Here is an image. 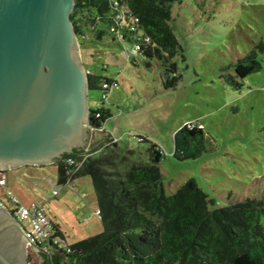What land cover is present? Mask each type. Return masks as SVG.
Listing matches in <instances>:
<instances>
[{
  "label": "rangeland",
  "instance_id": "obj_1",
  "mask_svg": "<svg viewBox=\"0 0 264 264\" xmlns=\"http://www.w3.org/2000/svg\"><path fill=\"white\" fill-rule=\"evenodd\" d=\"M172 13L171 27L184 50L174 60L181 77L176 88L165 89V69L158 59L141 56L135 64L127 60L130 43L121 46L106 35L102 41L89 37L80 46L86 69L119 82L106 101L112 117L104 128L120 148L134 151L137 162L149 160L150 145L139 137L162 148L167 194L195 179L213 201L212 210L263 199L264 51L258 46L264 45V0H179ZM252 52L262 69L239 78L235 66ZM228 75L241 87L230 85ZM89 104L98 107L101 92H90ZM189 124L204 128L208 150L198 159L179 160L174 135ZM0 179L23 200L43 205L67 244L104 231L90 177L61 185L54 163L35 171L27 166L13 169ZM30 256L38 258L33 252Z\"/></svg>",
  "mask_w": 264,
  "mask_h": 264
},
{
  "label": "trees",
  "instance_id": "obj_2",
  "mask_svg": "<svg viewBox=\"0 0 264 264\" xmlns=\"http://www.w3.org/2000/svg\"><path fill=\"white\" fill-rule=\"evenodd\" d=\"M176 2L75 0L71 20L80 46L89 37L102 41L106 35L121 46L140 45L131 63L141 56L158 59L165 69V89H173L181 79L174 60L184 52L171 27ZM118 14L124 15L120 24ZM258 47L264 51L263 44ZM261 69L255 52L235 66L242 79ZM87 71L89 93L101 92V104L90 107L89 116L92 129L98 131L112 117L102 101L103 85L116 79ZM227 82L241 87L233 76L228 75ZM139 140L150 145L148 162L135 161L134 151L120 148L114 139L100 152L76 150L57 162L61 185L91 178L104 231L69 245L55 224L56 236L66 244L45 253L41 264H264V198L212 210L213 201L195 179L167 194L160 166L162 148L147 138ZM174 145L177 159L200 158L208 150L204 128L198 124L182 127L174 135ZM30 261L39 264L36 256H30Z\"/></svg>",
  "mask_w": 264,
  "mask_h": 264
},
{
  "label": "water",
  "instance_id": "obj_3",
  "mask_svg": "<svg viewBox=\"0 0 264 264\" xmlns=\"http://www.w3.org/2000/svg\"><path fill=\"white\" fill-rule=\"evenodd\" d=\"M75 0H0V173L88 150V72L71 20ZM111 140L94 133L91 150ZM89 152V151H88ZM22 226L0 204V264H31Z\"/></svg>",
  "mask_w": 264,
  "mask_h": 264
},
{
  "label": "built area",
  "instance_id": "obj_4",
  "mask_svg": "<svg viewBox=\"0 0 264 264\" xmlns=\"http://www.w3.org/2000/svg\"><path fill=\"white\" fill-rule=\"evenodd\" d=\"M114 4L119 6L117 1ZM123 19L124 15L118 14L116 16L117 24H120ZM138 22L139 20L135 19V23ZM134 27L136 28V26ZM134 27H132V31L135 30ZM147 41H149V38H147ZM140 50V45H136L134 48L125 51L124 56L127 60H130L137 57ZM103 88L105 91L102 93V101L106 102L109 98V93L113 89L119 88V82L116 79L112 83H105ZM55 193L58 194V191H55ZM0 204L22 226L30 244L37 246L44 253L53 250L55 246H65L66 243L56 236L55 223L47 214L44 206L37 202H32L29 205L24 204L3 179H0Z\"/></svg>",
  "mask_w": 264,
  "mask_h": 264
},
{
  "label": "crops",
  "instance_id": "obj_5",
  "mask_svg": "<svg viewBox=\"0 0 264 264\" xmlns=\"http://www.w3.org/2000/svg\"><path fill=\"white\" fill-rule=\"evenodd\" d=\"M103 133V134H107L109 137H110V139L112 140L113 138H112V135H111V133H109L105 128H103L102 130H94V133ZM111 140H109V141H111ZM109 141H107V142H105V143H103L102 145H100L97 149H95L94 151H97V152H100V151H102L103 150V148L109 143ZM92 142V141H91ZM91 142H90V146H89V148H88V150H85L86 152H88V151H90L91 150ZM29 168H31V169H33V171H35V170H41L42 168H43V166H27V169H29ZM18 169H21V168H18ZM4 173H6V172H3V174ZM28 174L26 173V176H27ZM29 176V175H28ZM8 182V181H7ZM8 184V183H7ZM21 196V197H20ZM21 200H22V202L24 203V204H26V205H29L30 203H32V202H34V200L33 199H30V198H27L26 197V199L25 200H23L22 199V197H23V195L21 194H19V196H18ZM98 205V204H97ZM98 215H99V208H98ZM99 217H100V215H99ZM56 224V223H55ZM58 225V224H57ZM60 230H61V227H60ZM62 231V230H61ZM63 233V232H62Z\"/></svg>",
  "mask_w": 264,
  "mask_h": 264
}]
</instances>
